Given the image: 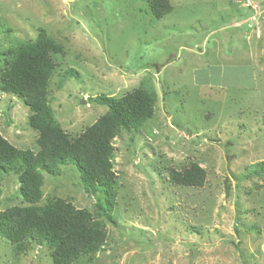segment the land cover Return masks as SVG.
<instances>
[{
    "label": "rangeland",
    "instance_id": "1",
    "mask_svg": "<svg viewBox=\"0 0 264 264\" xmlns=\"http://www.w3.org/2000/svg\"><path fill=\"white\" fill-rule=\"evenodd\" d=\"M169 1L154 18L148 0H0V53L39 27L62 47L48 98L70 136L106 112L98 95L142 83L157 94L153 116L112 141L116 223L75 165L43 173V200L68 198L107 231L100 251L72 264H264V179L250 173L264 160V0ZM29 114L0 86V134L36 150ZM191 162L205 168L203 186L172 184L169 169ZM12 205H24L17 176L0 174V210ZM50 251L18 252L0 236V264H54Z\"/></svg>",
    "mask_w": 264,
    "mask_h": 264
},
{
    "label": "trees",
    "instance_id": "2",
    "mask_svg": "<svg viewBox=\"0 0 264 264\" xmlns=\"http://www.w3.org/2000/svg\"><path fill=\"white\" fill-rule=\"evenodd\" d=\"M154 18L172 10L169 0H148ZM62 51L42 27L34 40L0 53L1 90L16 95L28 107V124L37 133L36 150L18 148L0 134V174L17 176L18 195L24 205L0 210V236L23 252L29 242L45 245L54 264H72L81 256H92L102 249L107 231L104 223L86 208L76 207L61 196L43 200V173L58 175L59 166H76L85 192L102 191L106 207L97 203L112 223L116 175L111 156L113 139L121 131L138 130L154 114L157 94L142 83L121 97L98 95L92 100L106 107L91 125L70 136L56 119L49 103L48 86L55 69L53 54ZM72 74V70L67 71ZM264 179V160L250 171ZM206 170L197 162L182 169H169L175 185L201 187Z\"/></svg>",
    "mask_w": 264,
    "mask_h": 264
},
{
    "label": "water",
    "instance_id": "3",
    "mask_svg": "<svg viewBox=\"0 0 264 264\" xmlns=\"http://www.w3.org/2000/svg\"><path fill=\"white\" fill-rule=\"evenodd\" d=\"M82 102H83V103H85V101H84V100H83Z\"/></svg>",
    "mask_w": 264,
    "mask_h": 264
}]
</instances>
